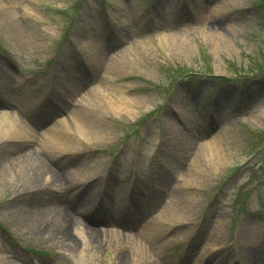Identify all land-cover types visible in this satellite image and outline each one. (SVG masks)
Returning a JSON list of instances; mask_svg holds the SVG:
<instances>
[{"label":"rangeland","instance_id":"374dc122","mask_svg":"<svg viewBox=\"0 0 264 264\" xmlns=\"http://www.w3.org/2000/svg\"><path fill=\"white\" fill-rule=\"evenodd\" d=\"M11 112L35 147L63 129L66 147L47 156L74 175L50 191L28 189L23 169L2 178L0 264H119L133 249L124 235L184 187L195 213L152 230L159 262L264 264V0H0V113ZM79 112L106 136L84 138ZM1 136L0 152L22 140ZM56 204L76 225L55 223Z\"/></svg>","mask_w":264,"mask_h":264},{"label":"bare ground","instance_id":"6f19581e","mask_svg":"<svg viewBox=\"0 0 264 264\" xmlns=\"http://www.w3.org/2000/svg\"><path fill=\"white\" fill-rule=\"evenodd\" d=\"M8 29L12 30L15 34L18 33V31L23 29V23L20 22L19 19L11 18L10 22H7ZM169 37V36H168ZM168 37H164V40L167 41ZM20 44H18V47L20 49L25 48L26 45H21V35L19 37ZM103 55H100L102 58ZM106 57V56H105ZM107 58V57H106ZM108 59V58H107ZM9 88V87H8ZM8 88L3 86V90L5 91L6 95H8ZM73 93H70V95H75ZM10 93V98L14 99V95ZM77 94V93H76ZM79 95V94H78ZM125 99V98H124ZM127 100V99H125ZM110 103V102H109ZM111 104V103H110ZM116 104V103H115ZM10 104L8 103V106ZM114 105L113 103L111 104ZM87 114L79 112L78 116H74V124L76 128L79 130L80 133H82L83 137L86 138L88 141L89 139L87 137L93 138L95 140L97 139H103L104 136H106L104 133L106 132L105 127H99L96 124H90V121L88 120ZM0 134L1 139L5 140L2 141L3 143L8 142L7 136L8 134H18L19 139H22L16 143L14 146H8L4 147L3 151L0 152V181L3 177H5L7 174L10 173L16 174L17 178H20L22 176L23 171L26 170L27 173V179L26 180V186L29 187L28 189H34V190H46L50 191L53 190V188H59L62 189L63 187L67 185H71L70 181L73 179L74 172L67 171L64 164H60L54 161L55 164L51 162L49 159V149L56 150L58 149L59 152H62L61 150L66 147L68 143V136L65 133H62L63 129L60 130V133L55 132L53 130L52 132H49L45 135V137L42 140V147H35L36 143L39 142L40 137L38 134L33 133L31 131L19 130L17 127L23 126L24 122L19 115V113L11 112L8 113H0ZM64 127H69V124L64 125ZM206 150L212 152L216 148L215 139H213L210 142H207L205 145ZM41 147V148H40ZM46 150H45V149ZM61 149V150H60ZM215 151V150H214ZM48 155V156H47ZM23 169V171H21ZM178 172H181V170H177ZM14 174V175H15ZM179 176L184 178L183 173H179ZM116 186V183L114 184ZM70 187V186H69ZM117 188V187H116ZM186 190V187L178 189V192L176 190H166V193H171V197L168 201H166L163 197L160 200V203H158V213L159 215L156 218L155 222H147L144 223L143 221H140L138 223L139 232L136 233L134 236L127 238L126 235L123 237V243L126 242L132 246V252H128V255L126 252L119 251L117 254V259L123 261V259L126 257L127 264H168L165 261L159 262L157 252L155 250V247L152 244V239L155 237V234L152 233V230H156V225H166L167 223H174L177 226L183 225L184 222L189 221V218L186 217L190 214L194 215L195 208H196V202L191 200L189 196L184 191ZM115 194H109L112 204L117 207V204L119 202V190L113 189ZM44 209V208H41ZM39 210V209H38ZM35 210V211H38ZM46 210V209H44ZM53 211L49 210L51 214H54L53 217L55 219V223L57 221V224L64 221L65 219L72 220L73 224L76 225L77 221L74 217L76 214V211L73 210L71 206L67 204L66 207L62 205L56 204L53 205L52 208ZM70 212L72 214H70ZM50 214V215H51ZM191 215V216H192ZM183 217V219H181ZM169 219H181L170 221ZM216 219L219 220V217H216ZM93 220L86 218V226L87 230H89L90 236H95V230L91 225H93ZM134 227H132L131 230H133ZM137 229V228H136ZM129 230V229H127ZM105 232L109 234H113L114 231L112 229L105 230ZM137 232V231H136ZM154 234V235H152ZM117 235V234H116ZM220 234V229L218 228L213 234L208 233L205 237V245L209 246V241H215V244H219L221 238L218 237ZM109 237V236H108ZM116 237H111L110 239H115ZM120 242V239L116 243ZM217 245H213L208 252L213 253L215 251ZM236 254V253H235ZM216 254L213 253V256L209 258L208 262H214L215 264H219L218 257L214 258ZM132 256V257H131ZM220 256V254L218 255ZM243 256V255H242ZM134 257V258H133ZM156 258L157 261L153 258ZM255 255L252 253L248 259V264H258L255 260ZM226 259V258H225ZM161 260V259H159ZM243 261V260H242ZM119 262V264H120ZM198 264V261H197ZM244 264V261H243ZM247 264V263H246Z\"/></svg>","mask_w":264,"mask_h":264}]
</instances>
